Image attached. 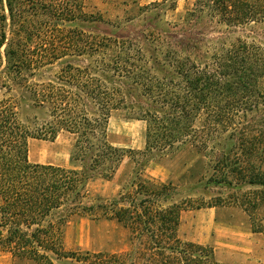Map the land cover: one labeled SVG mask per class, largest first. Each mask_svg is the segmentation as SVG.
Segmentation results:
<instances>
[{
  "label": "trees",
  "instance_id": "obj_1",
  "mask_svg": "<svg viewBox=\"0 0 264 264\" xmlns=\"http://www.w3.org/2000/svg\"><path fill=\"white\" fill-rule=\"evenodd\" d=\"M178 1L154 0L99 34L81 27L104 23L83 0H0V85L24 91L0 99V252L33 264H220L178 234L192 200L143 177L187 147L211 154L207 184L256 186L264 203V2L193 0L180 23L164 21ZM113 111L146 122L142 150L108 141ZM60 132L73 138L70 167L29 160L31 139ZM125 159L117 195L87 201V184ZM252 199L237 203L249 214ZM73 217L115 220L129 247L65 250Z\"/></svg>",
  "mask_w": 264,
  "mask_h": 264
},
{
  "label": "rangeland",
  "instance_id": "obj_2",
  "mask_svg": "<svg viewBox=\"0 0 264 264\" xmlns=\"http://www.w3.org/2000/svg\"><path fill=\"white\" fill-rule=\"evenodd\" d=\"M154 0H83L84 11L102 16L101 20L88 25H81L85 30L104 33L113 30L112 22H129L134 16L141 15L139 7L147 6ZM264 2V0H261ZM193 0H180L174 10H164L163 20L172 24L181 22L185 7L191 5ZM1 6V3H0ZM0 12H2L0 8ZM136 21L138 18L136 17ZM109 22L110 24H108ZM66 25V23H65ZM68 26V25H66ZM4 46L1 48V51ZM4 64L0 67L3 75ZM57 70L55 67L52 74ZM5 76V74H4ZM2 76V77H4ZM24 91L12 87L8 95L0 85V99L4 97H20ZM146 122L129 119L123 111H113L108 122V141L120 148L142 150L145 147ZM73 138L66 132H60L53 140L31 139L28 144V158L31 162L52 163L63 167H70L69 154ZM211 154L195 152L190 147L159 158L149 164L143 177L156 183L172 182L177 191V200L191 199L192 205L202 208H189L181 215L178 234L183 240L198 238L201 226L196 224V215L207 218L208 205H215L216 220L225 221L229 226L243 225L250 229L264 228V203L259 200L256 186H242L240 189L227 188L219 185L207 184L211 175ZM132 167L127 159L123 161L115 176L108 180L101 177L91 180L86 187L87 201L95 202L97 199H111L117 195L127 180V175ZM253 198L258 204L250 213L237 203L245 197ZM259 200V201H258ZM199 212V213H197ZM218 221V220H217ZM264 234V232H263ZM63 247L67 251H109L122 252L127 250L128 240L126 230L115 220L92 219L89 217H73L64 228ZM0 264H33L14 260L9 253L0 252Z\"/></svg>",
  "mask_w": 264,
  "mask_h": 264
},
{
  "label": "crops",
  "instance_id": "obj_3",
  "mask_svg": "<svg viewBox=\"0 0 264 264\" xmlns=\"http://www.w3.org/2000/svg\"><path fill=\"white\" fill-rule=\"evenodd\" d=\"M208 210L207 218L196 215V224L205 232L186 241L212 247L215 260L220 264H264V231L254 232L243 225L229 226L225 221L216 220L217 212L213 207Z\"/></svg>",
  "mask_w": 264,
  "mask_h": 264
}]
</instances>
